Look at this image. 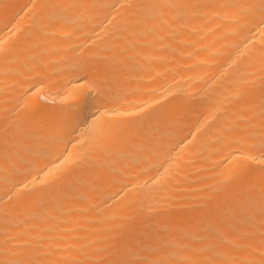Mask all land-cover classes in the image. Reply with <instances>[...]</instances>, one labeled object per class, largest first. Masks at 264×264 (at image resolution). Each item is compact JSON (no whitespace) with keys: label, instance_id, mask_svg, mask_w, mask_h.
Returning <instances> with one entry per match:
<instances>
[{"label":"bare ground","instance_id":"6f19581e","mask_svg":"<svg viewBox=\"0 0 264 264\" xmlns=\"http://www.w3.org/2000/svg\"><path fill=\"white\" fill-rule=\"evenodd\" d=\"M0 264H264V0H0Z\"/></svg>","mask_w":264,"mask_h":264}]
</instances>
